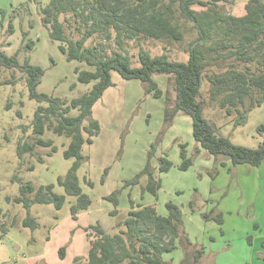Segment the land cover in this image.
I'll use <instances>...</instances> for the list:
<instances>
[{
	"label": "rangeland",
	"instance_id": "1",
	"mask_svg": "<svg viewBox=\"0 0 264 264\" xmlns=\"http://www.w3.org/2000/svg\"><path fill=\"white\" fill-rule=\"evenodd\" d=\"M48 1L0 0V48L8 55L17 54L21 63L30 58L31 63L44 68L38 92L72 100L88 92L94 84L80 82L75 69L94 68L85 62L69 61L60 49V42L50 37L40 11ZM207 1H211L212 6L218 4L217 9L221 12L235 16L246 13L248 2ZM170 2L172 6L167 16L178 26L182 39H156L143 34L127 39L124 48L133 61L141 48L153 55L167 52L174 60H188L187 50L198 38V31L181 14L178 0H158L157 8L161 9ZM193 8L203 11L208 7L194 5ZM80 25L81 22L71 19L66 30L79 38L80 31L76 26ZM27 43L32 45L31 49L27 48ZM87 44L105 56L120 50L115 35L111 39L93 37ZM154 78L164 93L161 98L146 93L140 80H127L112 71L113 85L93 107V116L99 121L101 131L92 144H84L82 153L85 158L77 172L83 192L92 202L75 219L71 206L76 202V196L66 195L61 209L52 203L39 202L27 209L14 200L21 196V188L26 182H31L36 189L54 184L56 193L65 194L58 179L66 176L75 159L64 156L70 140L52 131H46L43 138L53 140L56 151L51 147L37 146L34 155H19L21 141L33 142L31 124L37 107L47 103L30 98L24 74L0 66V210L9 213L2 218L8 222L7 230L0 228V264H71L76 257L87 256L89 242L85 228L100 223L108 233H117L119 222L127 218L131 209L130 198L136 206L156 204L160 214H167V202L177 204L183 212V228L193 246L205 250L200 264H264L261 261L264 254L260 253V230L251 226L258 222L264 229L261 204L264 202V169L230 162L227 167L218 166L225 158L215 157L200 147L193 137V122L188 114L179 111L173 120L166 117V109L171 110L175 105L176 93L167 75L157 74ZM206 83L202 88L207 101L204 117L215 123L219 133L232 142L258 147L264 140V104L251 108L246 122L235 126L234 116L228 117L217 102L210 100ZM154 143L157 149L152 164L155 174L163 181L158 196L143 193L142 186L147 182L144 176L140 184L122 189L118 214L112 215L115 206L105 196L123 188L125 180L133 178L145 167ZM181 143L187 144L188 156L194 160L185 171L179 168L182 163ZM164 155L173 162L167 173L159 170V157ZM39 157H43L44 162H40ZM32 165L34 170H28ZM218 170L226 172L228 182L225 186L221 179L213 180ZM220 213L222 224L215 219ZM28 214L37 219L36 228L23 224ZM204 214H208L209 219ZM63 246L66 249L62 258L59 251ZM262 247L264 249V242ZM183 256L182 247L164 254L170 264H180Z\"/></svg>",
	"mask_w": 264,
	"mask_h": 264
},
{
	"label": "trees",
	"instance_id": "2",
	"mask_svg": "<svg viewBox=\"0 0 264 264\" xmlns=\"http://www.w3.org/2000/svg\"><path fill=\"white\" fill-rule=\"evenodd\" d=\"M178 2L181 14L198 31V38L190 43L187 50V61L174 60L167 52L153 55L144 48L138 51V57L133 61L124 48V41L141 34L156 39H182L178 26L167 16L171 2L161 9L157 8L158 0H49L42 6L43 24L50 37L60 42V49L67 59L85 62L94 68L75 69L80 82L94 84L88 92L72 100L38 92L44 68L31 63L30 58L21 63L17 54L8 55L0 48V66L24 74L30 98L47 103L37 107L31 124L33 142L21 141L19 155H34L37 146L51 147L56 151L53 140L43 138L46 131H52L70 140L64 156L75 159L66 176L58 179V185L64 188L65 194L56 193L54 184L41 185L36 189L31 182H26L21 188V196L14 199L17 203H22L27 209L33 203H52L61 209L66 195L76 196V202L71 206L75 219L81 211L89 208L92 201L83 192L77 172L85 158L82 153L84 144H92L101 131L99 121L93 116V107L113 85L112 71L127 80H140L146 93H152L156 98H161L164 93L154 76L167 75L176 93L173 109L167 108L165 112L168 119L173 120L179 111L188 114L192 118L195 141L215 157L222 156L233 165L260 166L264 163V140L255 148L236 144L220 134L216 124L204 117L207 101L202 89L207 82L210 100L217 102L228 117L234 116L235 126L246 122L251 108L264 104V0H248L246 13L242 16L223 13L217 9L218 4L213 3V7L212 2L207 0ZM194 5L208 8L198 11L193 8ZM71 19L81 22L80 27H75L80 31L79 38L66 30V25H71ZM113 35L120 50L109 56L87 44L90 38L101 36L111 39ZM26 46L32 48L30 43ZM73 110L77 113L72 114ZM156 149L157 144L154 143L148 152L145 167L133 178L125 180L123 188L105 196L115 206L112 215L118 214L122 189L140 184L144 176L147 182L142 186L143 193L158 196L162 179L155 176L152 164ZM180 157L182 163L179 168L188 170L194 160L188 156L186 143L180 144ZM39 161L44 162V158L39 157ZM172 166L173 162L167 155L159 157L160 172H169ZM28 170H34V166H29ZM107 171H104L102 181ZM89 184L92 185L91 182ZM130 205L127 218L118 224L117 233H108L100 223L86 227L88 254L76 257L71 264H170L164 254L179 247L184 250L180 264H200L205 250L193 246L183 228V212L177 204L167 202L166 215L158 212L156 204L136 206L130 198ZM7 215L8 212L0 210V228L5 231L8 222L2 218ZM204 217L209 219L210 216L204 214ZM222 218L221 213L215 217L220 224ZM23 224L33 228L38 226L37 219L31 214ZM65 249V246L60 248L62 258Z\"/></svg>",
	"mask_w": 264,
	"mask_h": 264
},
{
	"label": "crops",
	"instance_id": "3",
	"mask_svg": "<svg viewBox=\"0 0 264 264\" xmlns=\"http://www.w3.org/2000/svg\"><path fill=\"white\" fill-rule=\"evenodd\" d=\"M226 160V161H225ZM225 160H222L221 162H220V165H218V166H221V167H227L228 165H229V160H227V159H225ZM231 163V162H230ZM260 166H262V169H264V163H262ZM260 166H258V167H260ZM171 170V169H170ZM261 171V170H260ZM162 173V172H161ZM165 173H167V172H165ZM218 174H217V176L215 177V179H213V180H215L216 182H217V180H219V179H221V181L222 182H224V185L223 186H225L226 184H227V182H228V177L227 176H225V171L222 173V172H219V170H218V172H217ZM221 173V174H220ZM155 176L158 178V177H161V176H158V175H156L155 174ZM212 176V178H213V175H211ZM161 179V178H160ZM162 187H163V181H162ZM162 189V188H161ZM160 189V190H161ZM159 190V191H160ZM213 190V188L210 190V191H212ZM262 204V210L264 211V202H262L261 203ZM159 212V211H158ZM168 213V212H167ZM163 215H166V214H163ZM256 223V222H255ZM252 223L251 224V226H252V228L253 227H256V228H258V231L260 230V232H259V234H261L260 235V237H261V239H262V241H261V250H260V253H263L264 254V249H263V247H262V242H264V229H263V227H262V225H261V223ZM261 261H264V257L262 258V260Z\"/></svg>",
	"mask_w": 264,
	"mask_h": 264
}]
</instances>
